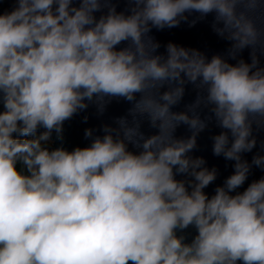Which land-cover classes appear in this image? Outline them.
I'll use <instances>...</instances> for the list:
<instances>
[{"label": "clouds", "instance_id": "9594fccd", "mask_svg": "<svg viewBox=\"0 0 264 264\" xmlns=\"http://www.w3.org/2000/svg\"><path fill=\"white\" fill-rule=\"evenodd\" d=\"M13 3L0 13V264H264V176L239 191L264 172V155L243 158L264 131V0ZM193 13L189 26L213 17L226 57L171 42L158 54L151 31ZM187 84L195 100L172 111ZM114 99L131 104L115 127L51 148L65 121ZM213 120L212 152L234 163L209 196L217 169L190 153Z\"/></svg>", "mask_w": 264, "mask_h": 264}, {"label": "water", "instance_id": "95a60500", "mask_svg": "<svg viewBox=\"0 0 264 264\" xmlns=\"http://www.w3.org/2000/svg\"><path fill=\"white\" fill-rule=\"evenodd\" d=\"M14 7L13 0H3L0 3V13L11 11ZM126 8V4L120 2L117 4V11H123ZM97 16L100 13L96 14ZM197 14L193 13L189 17V22H182L178 27L164 30L153 29L150 36L159 43L160 47L157 50L158 54H165L166 45L168 43H174L178 46L196 49L203 53L205 57L211 58L213 55H220L222 57L227 56V49L230 46L229 43L221 38H219L211 29L212 16L209 15L202 21H198L193 26H189L191 20L195 19ZM124 45H121L123 47ZM238 58H243L245 62H250L249 51L245 49ZM230 63H235V61H229ZM261 66H264V57L261 58ZM163 91V90H162ZM197 95V92L193 85L187 84L185 86V94L181 102L172 108L174 112H184L186 111V105L193 103ZM131 104L123 99L112 100L106 107V110L102 115L97 113L96 107L94 105H89L85 111H81L74 115L72 119L65 121L63 125V140H56L55 133H53L51 148L63 147L64 149L71 151L75 147H87L90 140L85 139L84 131L85 129H93L94 136H102L103 133L100 131L102 125H110L115 127L114 121L117 118L124 117L127 115ZM0 110L2 106H0ZM201 118L206 115H210L207 109H203L200 112ZM84 117H87V122H84ZM141 131L145 136L152 135L156 133V129L149 127L147 120L145 119L141 126ZM221 129L215 125L214 120L209 122L208 127L202 131L197 136V147L194 149L190 155L193 157H201L206 161V167L209 169L215 167L217 169V179L204 191L209 196L214 194V188L216 186H221L224 179L228 177L233 172L232 161H226L222 156L217 157L212 152V139L211 137L219 134ZM177 138H186L190 135L187 126L181 125L177 128L174 133ZM254 135L257 138V146L250 153L243 154V158L251 162L252 156L259 153L264 155V151H261L260 144L264 141V131L256 133ZM264 176V172L255 167L252 168L249 175L248 181L245 185L239 189L243 191L247 187V184L253 180H258ZM183 177H177V179H182ZM195 229L189 228L184 232H178L177 235H184L186 237L185 242L191 241L192 237L195 235Z\"/></svg>", "mask_w": 264, "mask_h": 264}, {"label": "built area", "instance_id": "2783aa9c", "mask_svg": "<svg viewBox=\"0 0 264 264\" xmlns=\"http://www.w3.org/2000/svg\"><path fill=\"white\" fill-rule=\"evenodd\" d=\"M51 146V145H50Z\"/></svg>", "mask_w": 264, "mask_h": 264}]
</instances>
